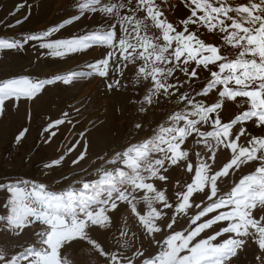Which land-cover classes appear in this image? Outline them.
Instances as JSON below:
<instances>
[{
	"label": "snow or ice",
	"instance_id": "6c2138e0",
	"mask_svg": "<svg viewBox=\"0 0 264 264\" xmlns=\"http://www.w3.org/2000/svg\"><path fill=\"white\" fill-rule=\"evenodd\" d=\"M181 9L185 16L169 19ZM88 16L99 18L91 30L52 38ZM33 42L54 58L104 51L87 64V73L0 81V117L6 102L34 103L57 81L68 85L95 75L109 91L127 90L133 70L131 102L139 112L164 104L177 108L150 137L110 157L97 156L92 163L101 162L99 179L81 181L80 189L57 194L44 184L4 186L0 229L17 238L33 227L40 230L32 246L0 244V264H67L64 256L77 244L89 247L94 264H238L249 247L255 264H264V0H76L63 23L20 39L0 38V52L21 51ZM202 72L208 73L203 82ZM228 102L242 111L225 121L221 113ZM71 117L64 111L42 125L45 143L63 125L75 132ZM25 118L31 121L30 111ZM28 131L22 127L15 142ZM91 150L90 132L81 130L44 167L82 166ZM221 154L228 159L217 167ZM244 166L254 170L244 175ZM173 172L185 175L173 180ZM235 173H241L238 182ZM230 179L233 186L224 191Z\"/></svg>",
	"mask_w": 264,
	"mask_h": 264
},
{
	"label": "rangeland",
	"instance_id": "374dc122",
	"mask_svg": "<svg viewBox=\"0 0 264 264\" xmlns=\"http://www.w3.org/2000/svg\"><path fill=\"white\" fill-rule=\"evenodd\" d=\"M75 2L76 0H0V38L20 39L24 35L41 32L63 23L69 18ZM175 2L176 0H173V3ZM236 2H240V0H236ZM17 5H23V7L17 10ZM186 14L187 10L185 9L177 10L175 16H169V19L183 17ZM16 20H22L23 23L14 28H9L8 25L14 24ZM98 23L99 18L88 16L80 21L67 24L59 33H54L52 38L62 39L83 34L86 29L91 30ZM208 42H214V37L210 36ZM103 51L102 48H92L84 53L54 58L47 55L46 50L38 48L37 43L33 42L21 51L0 52V81H2L1 78H4L3 76H7L4 72L5 69L10 73L13 72L12 74L15 73L14 71L23 73V77L26 76L32 80L50 79L73 70L87 73L90 72L87 64L99 59L103 55ZM200 75L201 82H203L208 73L202 72ZM127 76L129 78L125 81L128 84L127 90L121 89L120 91H109L106 88V82L95 75L74 80L68 85L61 81L46 85L42 92L47 93L49 99H54L51 103L49 102L52 109L61 114L64 111H70L72 113L71 118L78 125L75 132L71 131L68 125L61 126L56 137L64 139V146L65 140L70 141L79 131L90 132L91 155L87 163L82 164V166H72L66 162L64 165L52 169L45 168V164L58 158L63 146L58 152L56 137L51 138V142L47 143L46 147L42 146L41 142L44 135L42 125L46 122L43 123L39 119L38 130L31 131V135L35 139L32 149L22 158L18 166L16 164L17 147L14 172L0 175V215L5 213L3 204L8 195L4 186L19 184L20 182H25L28 186L44 184L49 191L57 194H61L70 187L80 189L82 188L81 181L93 182L99 179L96 169L101 162L92 163L97 156L107 154L110 157L114 152L150 137L153 134V129L168 114L176 110V105L164 104L149 113L139 112V105L131 102L136 98V89L131 83L135 71H129ZM146 87L147 85H145ZM143 91L144 89L140 90L141 95ZM76 106H79L81 110L79 116L76 115ZM241 111L242 108L235 102H228L221 115L227 121L240 114ZM60 116L56 114L52 119ZM137 122L143 124L142 129L138 130L134 127ZM248 129L252 131L251 124L248 125ZM256 134H259V130ZM243 142L244 138L242 137L241 143ZM42 147L46 149L42 150ZM31 157L33 160H29ZM227 159V155L221 154L216 166L219 167ZM81 167L86 168L87 171H81ZM253 170L254 168L251 166H244L242 174L247 175ZM178 175L183 177L185 174L173 172L172 179H177ZM240 176L241 173H235L233 179L238 182ZM232 186L233 180L230 179L227 185H223L222 188L224 191H229ZM87 194L95 195V190H90ZM39 230V228L33 227L17 238L0 229V244H6L13 249L32 246L38 239L35 232ZM151 251L155 253L156 249L153 248ZM254 251L253 247H249L247 252L239 257L238 264H255ZM64 258L67 260V264H94L95 261L94 254L89 251L87 245L83 244H77L65 254Z\"/></svg>",
	"mask_w": 264,
	"mask_h": 264
},
{
	"label": "crops",
	"instance_id": "0c3cea01",
	"mask_svg": "<svg viewBox=\"0 0 264 264\" xmlns=\"http://www.w3.org/2000/svg\"><path fill=\"white\" fill-rule=\"evenodd\" d=\"M4 72H6L7 76H3L4 78H1L2 81L19 76L23 77V73L21 74L16 71H14L15 73L12 74L13 72L10 73L5 69ZM53 100L54 99L51 98L49 99V95H47V93L42 92L39 98L34 103H25L21 101L17 106L13 102H6L5 114L0 117V148L7 147L9 145L18 147V157L16 163L18 166V163L28 154L29 150L34 146L35 139L34 137H32L31 131L34 129L38 130L39 119L44 123L52 119L54 116H56V114H58L59 116L61 115L59 111L57 112L56 110L55 112V110L52 109L50 103ZM40 103L42 104L40 105ZM29 111L32 114V119L30 122L25 118V113ZM22 127H27L29 131L25 134V138L23 139V141L20 144H17L15 142V136L20 130H22ZM56 140L58 141L56 145L59 152L61 147L63 146L64 139L56 137ZM41 143L42 146L46 147L47 143H45L43 138ZM45 147H42V150L46 149ZM29 160H33V157H31Z\"/></svg>",
	"mask_w": 264,
	"mask_h": 264
},
{
	"label": "built area",
	"instance_id": "2783aa9c",
	"mask_svg": "<svg viewBox=\"0 0 264 264\" xmlns=\"http://www.w3.org/2000/svg\"><path fill=\"white\" fill-rule=\"evenodd\" d=\"M16 153L17 147L14 145L0 148V175L14 172Z\"/></svg>",
	"mask_w": 264,
	"mask_h": 264
}]
</instances>
